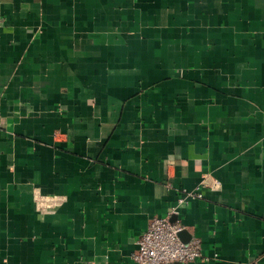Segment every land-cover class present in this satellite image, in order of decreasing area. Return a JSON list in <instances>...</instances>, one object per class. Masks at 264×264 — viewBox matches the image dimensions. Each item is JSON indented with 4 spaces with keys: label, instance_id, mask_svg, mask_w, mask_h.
I'll return each instance as SVG.
<instances>
[{
    "label": "crops",
    "instance_id": "crops-1",
    "mask_svg": "<svg viewBox=\"0 0 264 264\" xmlns=\"http://www.w3.org/2000/svg\"><path fill=\"white\" fill-rule=\"evenodd\" d=\"M173 209L172 264H264V0H0V264H136Z\"/></svg>",
    "mask_w": 264,
    "mask_h": 264
},
{
    "label": "built area",
    "instance_id": "built-area-1",
    "mask_svg": "<svg viewBox=\"0 0 264 264\" xmlns=\"http://www.w3.org/2000/svg\"><path fill=\"white\" fill-rule=\"evenodd\" d=\"M187 192V191H186ZM193 198L203 197L200 188L187 192ZM180 197L179 202H183ZM164 217L155 216L150 219L147 229L138 239V248L132 254L136 264H172L176 262L188 263L202 260L210 261V257L203 252L202 241L198 237H192L184 241L181 232L184 225L171 221L170 214Z\"/></svg>",
    "mask_w": 264,
    "mask_h": 264
}]
</instances>
